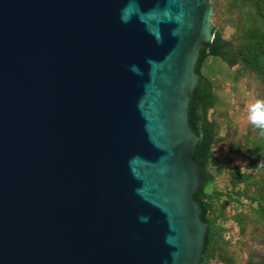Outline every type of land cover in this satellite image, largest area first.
<instances>
[{
	"label": "water",
	"instance_id": "obj_1",
	"mask_svg": "<svg viewBox=\"0 0 264 264\" xmlns=\"http://www.w3.org/2000/svg\"><path fill=\"white\" fill-rule=\"evenodd\" d=\"M213 9L0 0V264L202 261L187 116Z\"/></svg>",
	"mask_w": 264,
	"mask_h": 264
},
{
	"label": "trees",
	"instance_id": "obj_2",
	"mask_svg": "<svg viewBox=\"0 0 264 264\" xmlns=\"http://www.w3.org/2000/svg\"><path fill=\"white\" fill-rule=\"evenodd\" d=\"M212 5L214 38L199 51L187 116L202 136L196 160L207 165L193 195L208 223L199 264H264V130L247 119L264 99V0Z\"/></svg>",
	"mask_w": 264,
	"mask_h": 264
},
{
	"label": "clouds",
	"instance_id": "obj_3",
	"mask_svg": "<svg viewBox=\"0 0 264 264\" xmlns=\"http://www.w3.org/2000/svg\"><path fill=\"white\" fill-rule=\"evenodd\" d=\"M247 119L255 127L264 130V99H257L248 106Z\"/></svg>",
	"mask_w": 264,
	"mask_h": 264
},
{
	"label": "rangeland",
	"instance_id": "obj_4",
	"mask_svg": "<svg viewBox=\"0 0 264 264\" xmlns=\"http://www.w3.org/2000/svg\"><path fill=\"white\" fill-rule=\"evenodd\" d=\"M236 66H233L232 68L235 69ZM212 114H213V108H210V111H209V119L212 117ZM226 178H223L222 181H224Z\"/></svg>",
	"mask_w": 264,
	"mask_h": 264
}]
</instances>
